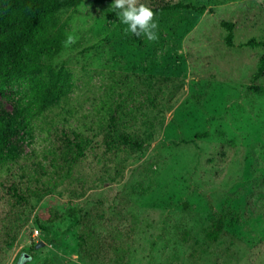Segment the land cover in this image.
Listing matches in <instances>:
<instances>
[{
  "label": "rangeland",
  "instance_id": "1",
  "mask_svg": "<svg viewBox=\"0 0 264 264\" xmlns=\"http://www.w3.org/2000/svg\"><path fill=\"white\" fill-rule=\"evenodd\" d=\"M113 2L59 14L71 89L32 127L0 95V264H264V0H139L191 5L142 44Z\"/></svg>",
  "mask_w": 264,
  "mask_h": 264
},
{
  "label": "trees",
  "instance_id": "2",
  "mask_svg": "<svg viewBox=\"0 0 264 264\" xmlns=\"http://www.w3.org/2000/svg\"><path fill=\"white\" fill-rule=\"evenodd\" d=\"M80 3L81 0H0V95L16 89L19 92L18 113L11 123L20 121L33 126L51 103L70 92L71 72L64 66L54 68L51 62L62 53L66 39V30L59 24L58 16L63 11L75 10ZM150 8L156 17L168 10L190 9L191 5L177 3ZM222 26L230 32L227 44L234 46L235 24L222 22ZM132 35L136 43L142 44L143 36ZM263 45L264 42L251 39L241 47ZM8 126L9 122L0 120V165L7 161ZM209 236L216 240L218 232L213 231Z\"/></svg>",
  "mask_w": 264,
  "mask_h": 264
},
{
  "label": "clouds",
  "instance_id": "3",
  "mask_svg": "<svg viewBox=\"0 0 264 264\" xmlns=\"http://www.w3.org/2000/svg\"><path fill=\"white\" fill-rule=\"evenodd\" d=\"M108 11H117L119 21L127 26L125 32H131L136 37H146L148 41L158 40V22L154 11L146 4L139 0H114ZM77 40L76 35L67 34L63 46L69 48Z\"/></svg>",
  "mask_w": 264,
  "mask_h": 264
},
{
  "label": "water",
  "instance_id": "4",
  "mask_svg": "<svg viewBox=\"0 0 264 264\" xmlns=\"http://www.w3.org/2000/svg\"><path fill=\"white\" fill-rule=\"evenodd\" d=\"M41 245L39 244V245H37V247H40Z\"/></svg>",
  "mask_w": 264,
  "mask_h": 264
}]
</instances>
